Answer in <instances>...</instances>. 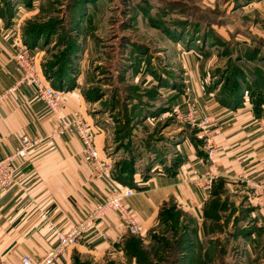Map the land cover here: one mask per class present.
Listing matches in <instances>:
<instances>
[{"label": "rangeland", "instance_id": "1", "mask_svg": "<svg viewBox=\"0 0 264 264\" xmlns=\"http://www.w3.org/2000/svg\"><path fill=\"white\" fill-rule=\"evenodd\" d=\"M0 26L24 44L44 32L36 48L42 69L62 64L66 43L80 46L74 87L82 83L94 126L110 133L113 178L122 159L132 161L135 172L124 173L130 176L126 185L139 184L137 176L143 180L151 166L182 162L181 152L172 162L165 138L174 136L177 144L186 135L203 136L174 114L175 107L186 112L190 106L198 117L214 116L202 113L188 90L199 74L195 95L206 92L213 105H223L220 98L240 88L241 102L233 108H249L255 119L264 112V0H0ZM176 92L180 101L178 94L171 98ZM204 143L203 137L206 159ZM226 200L234 207L219 212L225 230L196 242L193 264H264V233L241 223L233 199ZM180 217L158 228L156 239L137 245L141 264L187 263L195 238L182 224L193 223L188 217L180 223ZM241 229L242 238H233Z\"/></svg>", "mask_w": 264, "mask_h": 264}, {"label": "crops", "instance_id": "2", "mask_svg": "<svg viewBox=\"0 0 264 264\" xmlns=\"http://www.w3.org/2000/svg\"><path fill=\"white\" fill-rule=\"evenodd\" d=\"M19 40L17 34L0 26V95L20 78L21 71L14 61ZM201 79L199 74L188 90L200 101L202 113L214 115L225 128L218 139L217 165L222 177L208 192L192 184H183L181 181L193 169L199 172L208 169L203 154V137L199 132L186 135L177 144L173 141L174 136L169 141L165 138V150L173 155L172 162L180 152L182 162L163 165V168L151 166L150 174L143 180L140 173L137 176L141 180L137 184V194L125 203L139 232L131 233L127 220L112 211L96 229L88 232L52 264H141L136 247L129 241L136 238L139 245L149 243L157 238L158 228L176 218L177 214L181 216L180 223L182 219L193 223V227L182 224L184 230L195 238L191 241L186 263L193 264L196 242L204 237L209 239L217 230L226 228L219 224V212L233 206L226 197L230 201L233 199L241 223L254 226L255 233H264V206L257 204L250 187L240 178L242 175L251 180L264 178V128L261 126L264 112L255 119L249 108L229 109L213 105L214 98L210 94L195 95V90L201 91ZM81 84L79 82L73 91L64 92V112L79 111L94 125L93 118L86 111ZM177 94H172L171 98ZM176 100L180 101L179 94ZM55 125L56 118L38 99L34 87L22 85L0 102V156L11 154L23 136L44 137ZM109 134L100 133L97 146L101 153L108 151L111 155ZM171 141L172 150L169 148ZM141 173L146 174L143 170ZM17 175L21 184L0 193V257L9 264H20L25 255L35 262L41 261L57 244L55 232L84 218L105 198L111 186L108 180H89L91 167L82 155L80 140L71 135L58 137L33 149L26 160L19 162ZM242 234V229L235 231L233 238H242ZM133 248L136 253L131 254Z\"/></svg>", "mask_w": 264, "mask_h": 264}, {"label": "built area", "instance_id": "3", "mask_svg": "<svg viewBox=\"0 0 264 264\" xmlns=\"http://www.w3.org/2000/svg\"><path fill=\"white\" fill-rule=\"evenodd\" d=\"M15 49L14 61L20 69L21 75L12 87L0 95V102L8 94L18 91L22 85L30 84L34 87L38 99L46 105L56 118V125L44 137L23 136L20 145L11 154L0 156V193L21 184L17 175L19 162L26 160L33 149L66 135L76 136L80 140L82 155L91 167L89 180L91 182L108 180L111 184L104 200L95 204L84 218L67 229H60L55 232L57 244L41 261L35 262L30 256L25 255L21 258L20 264H52L69 248L76 246L88 232L96 229L99 223L112 211L118 212L123 219L127 220L131 233H138L137 222L125 203L128 198L137 194V188L123 185L115 177L113 178L114 161L108 154L101 153L97 146V137L103 130L90 124L79 111H73L71 114L64 112V91L55 89L46 78L40 63L39 51L31 50L21 41L16 43ZM174 114L179 119L199 128L203 133L205 161L208 167L202 173L193 169L191 174L182 180V183L195 184L202 191L208 192L212 189L214 182L222 177L217 165V158L218 139L223 133V127L214 117H198L190 106L186 112L177 106L174 109ZM240 178L245 180L250 187L251 196L257 201V204L264 206V178L251 180L246 175H242ZM0 264L9 263L0 257Z\"/></svg>", "mask_w": 264, "mask_h": 264}, {"label": "trees", "instance_id": "4", "mask_svg": "<svg viewBox=\"0 0 264 264\" xmlns=\"http://www.w3.org/2000/svg\"><path fill=\"white\" fill-rule=\"evenodd\" d=\"M44 35V32H41L36 38H34L36 41L35 42H29L28 40H26L25 44L31 49V50H35L37 48V46L39 45V40L42 39V36ZM66 47V51L64 52V56H66L63 60V62H61L62 64L59 65H55L53 63H51L50 65L48 64L47 66L43 67L44 70V74L46 76V78L51 82V85L58 90L67 92V91H73L76 86L74 87L75 83L73 81V77L74 76V72L72 70V66H73V62L76 59L77 53L80 50V46H75V45H71L69 43H66L65 46ZM62 65V67H61ZM229 77V76H228ZM226 80V79H225ZM77 85V84H76ZM71 89V90H69ZM242 92L240 91V88H235V90L230 94V93H226L222 98H220V100L222 101L223 106L228 107V108H233L236 107L242 99L241 96ZM255 109L257 111H259V106H255ZM141 111V110H140ZM125 145V144H124ZM128 145L126 144V147ZM132 161L129 159H122L119 163V169L118 171L116 170V177L115 179L123 184L122 182L126 181L125 179H129L130 176L124 174V173H129V175L133 174L135 172L134 168H132L131 165ZM134 175V174H133ZM127 176V178H126ZM126 185V184H123ZM127 186H132V187H136L137 185H127ZM129 242H132V245L136 247V249L138 248L137 245H139V242L137 241L136 238H132ZM136 249L133 248V250H131V254L136 253ZM190 249V247H189ZM185 252V251H184ZM138 254V253H137ZM136 254V255H137ZM138 257V255H137Z\"/></svg>", "mask_w": 264, "mask_h": 264}]
</instances>
